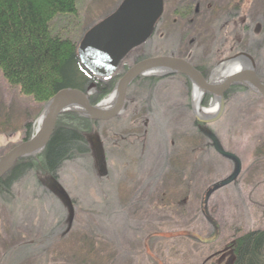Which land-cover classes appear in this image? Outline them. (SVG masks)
Wrapping results in <instances>:
<instances>
[{
	"label": "rangeland",
	"instance_id": "1",
	"mask_svg": "<svg viewBox=\"0 0 264 264\" xmlns=\"http://www.w3.org/2000/svg\"><path fill=\"white\" fill-rule=\"evenodd\" d=\"M121 1L77 0L76 14L56 18L54 27L78 41ZM237 1L248 25L262 30L264 0ZM229 2L200 0L195 21L184 27L171 24V0L143 52H173L192 64L208 60L211 70L223 60L214 50L220 42L215 19ZM250 34L242 46L256 33ZM256 70L264 81L258 61ZM148 77L158 79L132 84L133 101L92 132L107 153L105 175L91 154L60 167L58 182L73 215L67 231L66 208L45 174L27 173L13 184L11 197L0 195V264H223L232 240L264 227V98L233 94L208 124L221 146L238 156L241 171L205 200L234 163L196 132L191 83L178 74ZM43 106L0 73V155L27 140V130L34 133ZM43 237L48 243L35 245Z\"/></svg>",
	"mask_w": 264,
	"mask_h": 264
},
{
	"label": "trees",
	"instance_id": "2",
	"mask_svg": "<svg viewBox=\"0 0 264 264\" xmlns=\"http://www.w3.org/2000/svg\"><path fill=\"white\" fill-rule=\"evenodd\" d=\"M76 5L77 0H0V73L10 86L17 87L21 94L30 96L38 103H45L61 88L85 90L94 83L96 91L90 96V102L96 104L112 91L124 74L97 78L82 68L77 45L89 27L82 32L78 41L69 37L62 28L54 27L56 18L75 15ZM227 8H224V14L218 20H226ZM260 31L257 38L249 39L248 51L259 62L260 70L264 71V27ZM203 66L196 67L202 70ZM181 76L190 87L189 79ZM143 79L155 81L158 78L144 76ZM238 92L250 93L243 85H234L225 94V102ZM211 97L212 94L207 93L201 105H209ZM193 122L197 126L196 132L205 136L200 130L203 125L195 119ZM99 123L76 112L60 114L46 147L35 155L19 158L0 178V195L6 199L11 197L13 184L27 173L45 174L58 181V172L66 161L89 157L91 144L88 134ZM205 127L211 130L209 125ZM31 133L27 130L25 139ZM35 184H39L38 179ZM43 238L39 243H33L41 246L50 240ZM226 248L230 256L223 264H264V227L241 234Z\"/></svg>",
	"mask_w": 264,
	"mask_h": 264
},
{
	"label": "water",
	"instance_id": "3",
	"mask_svg": "<svg viewBox=\"0 0 264 264\" xmlns=\"http://www.w3.org/2000/svg\"><path fill=\"white\" fill-rule=\"evenodd\" d=\"M162 11L163 0H122L110 14L88 28L80 39L77 55L82 68L97 78L114 74L127 53L151 36ZM227 62L238 65L235 71L224 79L213 82L212 78L204 77L185 58L173 54L148 57L126 70L109 96L96 104L90 102V96L96 91L94 83L85 90L74 87L61 88L44 103L40 121L34 133L27 140L0 155V178L19 158L35 155L46 147L60 114L76 112L95 121H106L120 115L126 109L127 88L137 77L181 74L189 79L192 89L197 86L202 91V95L207 92L213 95L216 105L215 113L200 114L194 108L195 118L200 125H203L200 130L210 140L214 150L234 163L232 173L211 187L205 197L206 200L215 189L235 180L241 171V161L237 155L225 150L217 136L205 126L221 117L225 108L224 93L233 84L243 85L249 91L264 97V81L258 76L255 61L250 54L238 53L225 63ZM157 71L161 72L157 73ZM111 95H114L115 99L113 104L103 107V102ZM199 108L203 109L200 104ZM90 144L97 170L102 175L105 172L106 162L102 146L96 136L90 139ZM47 180L51 190L59 197L67 210V231L73 216L71 200L56 179L47 176Z\"/></svg>",
	"mask_w": 264,
	"mask_h": 264
},
{
	"label": "flooded vegetation",
	"instance_id": "4",
	"mask_svg": "<svg viewBox=\"0 0 264 264\" xmlns=\"http://www.w3.org/2000/svg\"><path fill=\"white\" fill-rule=\"evenodd\" d=\"M170 2H171V0H163V11H162L161 16L159 17L158 21L156 22V24L154 26V29H155L157 23L165 15L166 6ZM174 2L176 3V5H174V7L172 9V15L173 16H172V20L171 21L173 23H171V24H177V22H178V23H182V26L185 27L186 25H188V23H192V22L195 21L196 15L200 12V0H174ZM240 5L241 4H240L239 1H237V0H230L229 4L227 5L228 6L227 12L225 13L226 14V20L224 22L220 23L221 21L218 20V18L220 17V15L218 17H216L215 20H218L219 23H218L217 26H215L216 27L215 29H216V34L218 36V40H220V42L217 44V45H219V47L218 48L215 47L214 50H215V52L217 54L216 56L223 59L222 60V63L224 61L228 60L233 55H236L238 53H244L245 52V53L250 54L253 57V59L255 61V64H256L257 61H256L255 57L248 51V47H246V45L245 46H242V44H244L246 42L247 35L248 34L251 35L250 32H253L254 31L256 33L255 36H251L250 37L252 40H254L255 38H257V36H259L261 34V31H260L261 29L260 30H258L257 28L254 29L253 27H251L250 25H248V23H247V17H246V11L243 10V9H241L242 6H240ZM233 8H235L237 10H233ZM222 31H224V32H222ZM151 36H152V34H151ZM151 36L144 43H142L141 45L133 48L132 50H130L127 53V55L121 61L120 65L117 68V70L114 73V75L115 74H118V73L125 72L126 70H128L131 67V64H135L139 60H141L143 58H146V57H149L148 56L149 54L147 52H143L142 48H143L144 45H146V43H148V41L151 38ZM168 54H173L174 56H177L173 52H169V53L164 54V55H168ZM177 57H179V56H177ZM181 58H184V57H181ZM185 59H187V58H185ZM187 60L189 61V59H187ZM221 64L218 63L216 65V67L219 66V65H221ZM192 65L204 77H206L207 79H209V78L212 77V72L214 71L213 69L216 68V67H214V68H211V70H210L211 62L208 61V60L202 61L200 63L192 64ZM197 65H201V66L206 65V67L203 66L202 67V70H200V69H198L196 67ZM178 75H181V74H178ZM143 77L144 76H139L135 80H133L132 83L129 84V86L127 88V93H126L128 105L130 104V102L133 101V97H131V94H132L131 92H134V91H131V85L132 84H136V83L138 84V82H139L138 87L140 88L141 83H140L139 80L143 79ZM145 77H147V76H145ZM234 85H237V84L231 85L225 91V93H224V101H225V94ZM238 85H240V84H238ZM207 93H205L204 96ZM204 96H203L202 100L204 99ZM202 100H201V102H202ZM214 102H215V100H214V97L212 95L211 99L209 100V106L212 105ZM225 104H226V102H225ZM99 122H105V121H99ZM92 132H94V131H90L89 134H88L89 141L93 137V135H92L93 133ZM98 140H99V142H100V144L102 146V149H103V152H104V155H105V160L107 162V153H106V151L104 149V144H103L102 140H100V138ZM212 148H213V146H212ZM90 153H91L92 160H93V166L97 170V167H96V164H95V160L93 158L92 148H90ZM106 162H105V165H106ZM105 173H106V167H105V172L102 175H105Z\"/></svg>",
	"mask_w": 264,
	"mask_h": 264
},
{
	"label": "bare ground",
	"instance_id": "5",
	"mask_svg": "<svg viewBox=\"0 0 264 264\" xmlns=\"http://www.w3.org/2000/svg\"><path fill=\"white\" fill-rule=\"evenodd\" d=\"M237 64L227 62V63H222L221 65L217 66L214 71L212 72V81L213 82H218L222 79H224L227 75L235 71L237 68ZM161 71H157V73H160ZM204 95H202V91L197 87L194 86L192 89V97H193V105L195 108V111L200 113V114H207L211 115L215 113L216 111V105L213 103L211 106L208 108H203L202 110L199 108V104L201 106L200 100L203 98ZM114 95H111L108 99H106L102 106L103 107H108L113 104L114 102ZM40 119L38 120L39 123Z\"/></svg>",
	"mask_w": 264,
	"mask_h": 264
}]
</instances>
